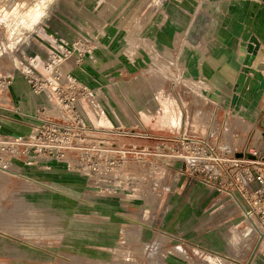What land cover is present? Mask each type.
Returning a JSON list of instances; mask_svg holds the SVG:
<instances>
[{
    "label": "rangeland",
    "instance_id": "rangeland-1",
    "mask_svg": "<svg viewBox=\"0 0 264 264\" xmlns=\"http://www.w3.org/2000/svg\"><path fill=\"white\" fill-rule=\"evenodd\" d=\"M159 1L55 0L28 31L46 0L0 8V135L28 134L29 116L53 110L70 73L98 103H62L59 112L81 118L86 151L106 135L98 144L109 161L0 167V264H222L212 251L230 257L225 264H247L257 232L213 152L223 161L264 152V92L217 100L211 88L189 84L199 79L182 67L197 45L163 48L155 39L166 41L159 33L173 16L168 8L196 0ZM255 37L262 72H247L248 83L264 82V38ZM249 264H264V239Z\"/></svg>",
    "mask_w": 264,
    "mask_h": 264
},
{
    "label": "crops",
    "instance_id": "crops-1",
    "mask_svg": "<svg viewBox=\"0 0 264 264\" xmlns=\"http://www.w3.org/2000/svg\"><path fill=\"white\" fill-rule=\"evenodd\" d=\"M159 2L156 0V3ZM168 10L173 16L164 31L159 33L166 41L155 39L160 47H179V43L180 46L195 44L198 47L204 43V50H198L196 46L194 49H185L190 53L188 56L186 54L182 68L188 71V75L199 79H189V84L197 88H211L217 100H236L241 94L264 92L263 81L255 79L246 82L247 72H262V56H254L256 51L253 46L259 43L255 36L264 38V0H196L186 9L177 6ZM182 12L190 13L188 20L176 21L174 14ZM176 29L182 31L176 32ZM172 31L175 33L170 36ZM180 33L183 35L182 41ZM144 42L153 59L158 60L160 56L154 53L156 51L149 40ZM129 43L130 48H133L135 39H129ZM260 97L251 103L246 101L247 107H255Z\"/></svg>",
    "mask_w": 264,
    "mask_h": 264
},
{
    "label": "built area",
    "instance_id": "built-area-1",
    "mask_svg": "<svg viewBox=\"0 0 264 264\" xmlns=\"http://www.w3.org/2000/svg\"><path fill=\"white\" fill-rule=\"evenodd\" d=\"M56 84V82H55ZM63 89L57 93L58 98L54 97L51 104L52 109L46 114L37 113L30 117L33 123L29 127L31 131L28 134L0 135V167L3 169H13L19 166V163L25 167H47L49 161H66L69 165L83 166L85 163L90 165H99L102 161L103 166H107V149L104 144L107 140L106 135L97 138V146L90 151L84 150L81 145L86 136L82 135L85 124L81 118L75 114H66L59 112V106L64 104V108L79 109L90 108L97 105L95 96L92 92L84 90L81 82L70 73L61 76ZM84 90L85 95L78 97L76 91ZM71 107V108H69ZM141 137H150V135L140 134ZM91 140L92 138L89 137ZM7 152L9 158H5L1 153ZM219 164H223L222 170L230 177V184H234L237 189L235 202L243 217L251 220L257 235H264V152L255 150L246 159L235 157L227 160H221V155L217 156L213 152ZM220 158V159H218ZM225 163H228L225 165ZM109 164V163H108Z\"/></svg>",
    "mask_w": 264,
    "mask_h": 264
},
{
    "label": "clouds",
    "instance_id": "clouds-1",
    "mask_svg": "<svg viewBox=\"0 0 264 264\" xmlns=\"http://www.w3.org/2000/svg\"><path fill=\"white\" fill-rule=\"evenodd\" d=\"M20 3V0H9V3L7 5H4L2 3H0V8L3 9V11H14L16 10L17 4ZM55 3V0H46L45 6H44V10L41 11V13L39 14V18L35 19L31 25V28H25V31L28 30H32L35 28V26L39 23H41L43 21L44 18H46L49 13L47 11V9H49L52 4ZM26 7V5H25ZM22 41H17V43H21Z\"/></svg>",
    "mask_w": 264,
    "mask_h": 264
},
{
    "label": "bare ground",
    "instance_id": "bare-ground-1",
    "mask_svg": "<svg viewBox=\"0 0 264 264\" xmlns=\"http://www.w3.org/2000/svg\"><path fill=\"white\" fill-rule=\"evenodd\" d=\"M68 3V2H67ZM32 5V4H31ZM44 10V8L43 7H41L39 10H37V12H36V14L34 15V20L35 19H37V18H39V14L41 13V11H43ZM33 22V21H32ZM32 24V23H31ZM29 28V27H28ZM4 57V56H3ZM180 73V72H179ZM203 88V87H202ZM173 122H174V118H173ZM247 154L248 155H251V153L248 151L247 152ZM9 171H11V170H9ZM2 172H4V173H6V174H9V175H11V176H16V175H12V174H10V172L8 173V172H6V171H2ZM1 174V173H0ZM2 177V176H1ZM2 181V180H1ZM53 217V216H52ZM31 223H33V221L31 222ZM248 227V226H247ZM258 236V235H257ZM258 239H259V241L255 244V246L253 245L252 247H254V248H251L252 250H251V256H250V258L248 259V261H247V264H249L250 263V260H251V258H252V256L254 257V254H256V251L258 250V247H260V245H262V243H263V239H264V235L262 236V235H260V236H258ZM210 254H212V256H215L216 258H218L217 259V261L218 262H220V263H222V264H225V259H231L230 257H227V256H224V255H222L221 253H219V252H216V251H212ZM212 258V257H211ZM221 258H223V259H221ZM217 262V263H218Z\"/></svg>",
    "mask_w": 264,
    "mask_h": 264
}]
</instances>
